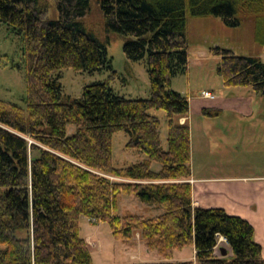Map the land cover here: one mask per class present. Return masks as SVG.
<instances>
[{"label":"trees","instance_id":"16d2710c","mask_svg":"<svg viewBox=\"0 0 264 264\" xmlns=\"http://www.w3.org/2000/svg\"><path fill=\"white\" fill-rule=\"evenodd\" d=\"M0 0V23L21 38L26 108L0 100V264H93L80 236V218L108 224L114 240L129 244L139 234L149 250L169 261L194 247L195 263L264 264L254 229L221 209L195 208L190 129L178 120L189 114V99L170 89L188 70L187 16L214 17L228 27L251 19L254 42L264 47V0H97L107 35L125 37L127 60L146 59L150 98L117 97L108 82L88 86L80 100L62 97L53 76L70 69L96 73L109 67L108 41L83 24L90 0ZM219 59L217 74L226 89L249 88L264 97V63L230 50H209ZM167 114V150L160 122ZM207 117L217 112L203 110ZM75 126L73 135L67 127ZM125 132L128 149L146 156L125 169L112 166V136ZM159 164L158 173L151 170ZM120 195L160 205L151 219L117 215ZM220 238L232 256L216 254Z\"/></svg>","mask_w":264,"mask_h":264},{"label":"rangeland","instance_id":"374dc122","mask_svg":"<svg viewBox=\"0 0 264 264\" xmlns=\"http://www.w3.org/2000/svg\"><path fill=\"white\" fill-rule=\"evenodd\" d=\"M48 2L50 10L47 18L50 21H57L58 11L55 1L48 0ZM90 4V12L82 22L86 29L101 41H108L107 58L111 63L108 68L96 73H76L67 69L55 74L53 77L60 84L62 97L80 100L86 87L108 82L113 93L119 98L125 100L149 99L150 81L146 59L139 62L127 60L123 52L125 37L107 35L104 31L103 16L97 0H90ZM186 39L188 70L186 74L177 75L172 79L170 86L172 91L187 97L193 107H197L202 100H205L202 98L203 92H209L215 96L214 100H209L207 103H214L213 101L219 98V95H227L232 92L236 99L240 98V92H248L251 96L255 95L249 88H224L221 78L217 74L219 59L209 54L211 48L220 47L230 50L237 57L259 58L264 63V47L258 46L254 42L251 19L243 18L241 25L228 27L220 19L214 17L192 18L187 16ZM20 52L21 38L15 36L10 28L0 23V100L25 109V70ZM261 100L263 101L260 98H256V100L248 98V102L259 103L257 107H262ZM194 109L196 110V108ZM149 115L157 118L160 122L161 145L162 149L166 151L167 114L161 110H152ZM75 131V126L67 127L68 136L73 135ZM128 141L129 137L125 132H118L112 136V166L114 169H125L146 160L144 154L126 147ZM243 157L242 159H244ZM160 169L159 164H152L151 170L154 173H158ZM164 213L165 210L162 206L144 204L134 196L120 195L118 198L117 215L119 217L131 214L151 219ZM80 236L83 239L90 237L94 245L91 244L90 247L93 264L178 263L176 261L183 262L193 257V251L188 247L180 252L176 251L174 260L166 261L156 251L149 250L140 239L139 234L131 243H122L113 239L108 224H92L84 217L80 218ZM191 262L195 263V259Z\"/></svg>","mask_w":264,"mask_h":264},{"label":"crops","instance_id":"0c3cea01","mask_svg":"<svg viewBox=\"0 0 264 264\" xmlns=\"http://www.w3.org/2000/svg\"><path fill=\"white\" fill-rule=\"evenodd\" d=\"M233 93L219 95L214 103L201 99L197 107L190 102L188 116L178 120L190 129L188 183L195 208L221 209L247 221L264 259V97L240 92L236 99ZM248 98L263 99L262 107H257L255 101L248 102ZM203 110L217 112L218 116H204ZM84 240L90 250L91 244L94 246L90 237ZM189 248L193 257L183 262L195 259L194 247ZM220 248L232 256L223 241Z\"/></svg>","mask_w":264,"mask_h":264},{"label":"built area","instance_id":"2783aa9c","mask_svg":"<svg viewBox=\"0 0 264 264\" xmlns=\"http://www.w3.org/2000/svg\"><path fill=\"white\" fill-rule=\"evenodd\" d=\"M202 98L205 99V100H214L215 96L212 95V94L209 93V92H203V94H202ZM222 241H223L224 243H226V241H225L223 238H220L219 241H218L217 248H216V254L218 255V253H219V256H220V254H221L220 243H221Z\"/></svg>","mask_w":264,"mask_h":264},{"label":"water","instance_id":"95a60500","mask_svg":"<svg viewBox=\"0 0 264 264\" xmlns=\"http://www.w3.org/2000/svg\"><path fill=\"white\" fill-rule=\"evenodd\" d=\"M221 254L224 257V256H226L227 253H226V251L224 249H221Z\"/></svg>","mask_w":264,"mask_h":264}]
</instances>
